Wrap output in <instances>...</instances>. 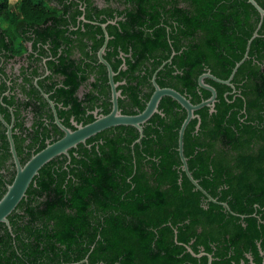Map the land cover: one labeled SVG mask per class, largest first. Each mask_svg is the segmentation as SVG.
I'll return each mask as SVG.
<instances>
[{
  "label": "trees",
  "instance_id": "obj_1",
  "mask_svg": "<svg viewBox=\"0 0 264 264\" xmlns=\"http://www.w3.org/2000/svg\"><path fill=\"white\" fill-rule=\"evenodd\" d=\"M18 1L19 12L15 14L9 0H0V25H8L0 30V52L9 56L22 50L20 45H12L14 34H18L16 23L39 22L47 15L41 0ZM130 1L139 11L128 15L144 13L150 26L164 15L162 21L176 26L179 37L186 41L173 42L172 46L151 41L132 50L154 60L149 73L174 50L171 62L158 71L157 77L166 79L157 81L184 93L193 103L210 95L198 85V76L209 70L227 79L259 19L247 0ZM256 1L264 8V0ZM173 38L179 39L171 34ZM169 69L176 73H169ZM205 82L217 92L214 111L209 112L207 106L195 111L200 123L197 127L198 117L188 122L184 155L193 177L211 196L226 202L234 214L209 201L181 170L176 146L186 112L170 97H163L159 107L164 117L155 114L151 120L159 119L162 130L170 131L171 140H162L158 158L149 159L155 170L152 181L138 165L122 188L104 180L88 186L69 181L62 186L60 178L43 167L8 216L11 229L0 223V264H194L197 257L183 245L191 239L194 241L189 246L194 252L202 244L218 256H225L229 243L235 257L241 255L242 242L243 248H254V241L260 240L264 247V18L248 57L231 79L233 88L210 78ZM125 133L132 134L131 130ZM142 143L150 153L148 141ZM16 150L20 156L17 145ZM0 155L2 166L10 157L4 130H0ZM11 175L8 182L14 173ZM36 192L45 196L33 204ZM119 205L124 206L120 209ZM94 208L102 210L95 214ZM98 214L101 219L87 217ZM86 257V262H80ZM229 259L225 261L229 263ZM205 263L202 257L201 264Z\"/></svg>",
  "mask_w": 264,
  "mask_h": 264
},
{
  "label": "flooded vegetation",
  "instance_id": "obj_2",
  "mask_svg": "<svg viewBox=\"0 0 264 264\" xmlns=\"http://www.w3.org/2000/svg\"><path fill=\"white\" fill-rule=\"evenodd\" d=\"M41 1L47 8L45 20L16 23L18 34H14L12 45L16 47L20 45L21 52L12 56L6 55L4 51L0 52V116L6 123L12 124L15 149L17 145L22 151L20 156L17 153L21 164L47 144L64 135V131L55 122L54 112L65 128L75 130L78 125L88 124L99 115L111 111L112 92L108 71L99 57L103 46L101 56L111 66L115 88L119 92L118 108L123 114L134 115L145 108L154 91L153 78L158 85L157 78L166 79L162 76L157 77L158 71L165 63L171 62L175 51L172 50L169 58L163 59L160 65L149 73L154 60L134 54L133 46H144L151 41L159 42L160 45L165 41L171 46L173 42H186L184 38L179 37L176 26L162 21L164 15H160L158 17L160 21L153 26L145 21L144 13L128 15L129 12L139 11L130 0ZM9 2L13 13L17 14L19 1L9 0ZM0 26V30L8 27L6 22H2ZM171 34L179 39H171ZM172 67L174 68L175 65L172 64ZM169 73L174 74L176 71L169 69ZM186 97L190 100V97ZM162 98L157 107L159 112L153 115L160 114L164 117L165 114L159 107ZM153 115L141 124V133L130 125L106 128L89 136L83 142H78L68 149L67 154L54 157L40 170L44 167L45 172L55 174L57 180L60 178L62 186L69 181H81L88 186L104 180L122 188L124 182L130 181L132 175H129V172L135 173L139 165L142 170L147 171L148 175L146 174L145 177L152 181L155 170L149 159L158 158V152L164 146L162 140L169 142L171 140L170 131L162 130L160 120H151ZM0 130H4L6 135V127L1 119ZM128 130H131L132 134L125 133ZM119 131L124 134H118ZM142 141H148L151 146L150 153L146 151V145ZM177 148L178 136L176 150L179 157ZM185 158L187 161L188 158L186 156ZM21 159H24V162ZM12 173L15 174V166L10 154L0 166L1 192L4 189L6 191ZM190 173L192 175L191 171ZM194 179L201 186L199 180ZM194 188L197 189L195 186ZM201 193L208 199L203 192ZM43 196L45 194L39 195L36 192L32 203L36 204L37 199ZM211 197L216 199L214 203L223 202L218 201L217 197ZM123 206L118 207L121 209ZM101 210L94 208V213ZM241 215L238 216L245 217ZM87 217L101 219L102 215ZM198 230L200 231L199 228ZM228 235L229 233H224L225 237ZM193 241L194 239H191L189 243ZM254 242V248H243L242 242L239 245L242 252L237 257L231 243L229 248H224L225 256L215 255V251L206 250L202 244H198L196 252L191 249L189 243L183 245L191 255L197 257V262L194 264H201L202 257H205V264H208V256L211 257V264L214 260L216 264L218 260H223L222 264H264V247L260 245V240ZM228 258H230L229 263L225 261Z\"/></svg>",
  "mask_w": 264,
  "mask_h": 264
},
{
  "label": "water",
  "instance_id": "obj_3",
  "mask_svg": "<svg viewBox=\"0 0 264 264\" xmlns=\"http://www.w3.org/2000/svg\"><path fill=\"white\" fill-rule=\"evenodd\" d=\"M248 3H250L258 12L259 19L256 24V27L251 35V37L247 40L245 51L243 53L242 58L237 61L234 65V67L231 70L230 75L227 79H220L210 73V71H206L199 75L198 77V85L210 92V96L206 99H203L197 104H193L190 102V100L182 93L177 91L174 88L171 87H160L153 78V85H154V91L152 92L149 100L147 101V104L145 108L134 115L130 114H123L118 108L117 104V97L119 95V92L116 91V83L113 81V71L111 69V66L109 63L101 56V53L104 50V46L100 49L99 57L100 61L106 66L108 71V78H109V84L111 86V92H112V108L111 111L105 115H99L94 121L85 124V125H78L75 130H70L68 128H65L60 121L57 119L56 113L55 115V122L59 125V127L64 131V135L59 138L58 140L47 144L43 149L39 150L35 154H33L24 164H21L15 149V144L12 137V124L6 123L3 118L0 116L1 121L6 127V136L9 143V151L15 166V174L12 179V181L7 184L6 191L4 194L0 197V223H3L7 226V228L10 230V222L8 219V216L14 211V209L17 207L19 202L22 200V198L25 197L26 191L29 187V185L33 182L34 177L38 174V171L40 168L45 165L47 162H49L54 157L60 155V154H67L68 149L74 147L78 142H83L86 138H88L91 135L96 134L97 132H100L106 128L117 126V125H130L139 130V132H142L141 124L144 123L147 119H149L155 112H159L157 107L160 99L163 96H168L174 99L182 108L186 111V116L183 119L179 132H178V152L179 157L182 162V170L187 175L188 179L194 184V186L199 189L201 192H203L209 200L216 202V199L212 198L193 178L191 175L186 158L183 154V137H184V131L188 124V122L198 117L197 114L194 112L204 106L209 107L210 112L214 111V104L216 101L217 92L215 88L212 85H209L204 82V78H210L216 82L230 85L233 88V85L231 84V79L234 76V73L236 72L237 68L240 66V64L248 57V51L250 44L252 40L258 36V30L261 27L263 18H264V8L261 7L256 0H247ZM200 119L198 117V123L197 127L199 126ZM220 204L229 209V211L234 214L225 202H220ZM242 216V215H241ZM193 253V252H192ZM199 255V254H198ZM209 257L208 264H211V257ZM86 258L82 259L80 262H86ZM62 264H76V263H62Z\"/></svg>",
  "mask_w": 264,
  "mask_h": 264
}]
</instances>
